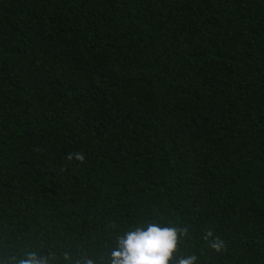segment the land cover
<instances>
[{"label": "trees", "instance_id": "trees-1", "mask_svg": "<svg viewBox=\"0 0 264 264\" xmlns=\"http://www.w3.org/2000/svg\"><path fill=\"white\" fill-rule=\"evenodd\" d=\"M147 222L264 264V0H0V264Z\"/></svg>", "mask_w": 264, "mask_h": 264}, {"label": "clouds", "instance_id": "clouds-1", "mask_svg": "<svg viewBox=\"0 0 264 264\" xmlns=\"http://www.w3.org/2000/svg\"><path fill=\"white\" fill-rule=\"evenodd\" d=\"M83 158V155H77V159ZM185 231L157 222L130 228L117 238L116 246L110 253V264H195V255L179 258L174 255L178 251L180 236ZM213 246L219 249L218 244ZM19 264H48V260L28 253L27 258L21 259ZM86 264L94 262L89 259Z\"/></svg>", "mask_w": 264, "mask_h": 264}]
</instances>
